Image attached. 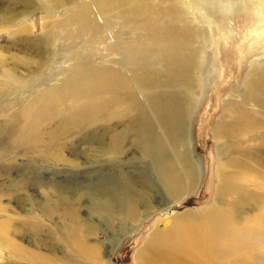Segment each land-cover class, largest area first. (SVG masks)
I'll return each instance as SVG.
<instances>
[{
	"label": "bare ground",
	"instance_id": "bare-ground-1",
	"mask_svg": "<svg viewBox=\"0 0 264 264\" xmlns=\"http://www.w3.org/2000/svg\"><path fill=\"white\" fill-rule=\"evenodd\" d=\"M64 1L71 3L70 0ZM96 1L100 11L108 15V22L122 27L116 36V45L110 46L121 56L120 60L107 63L103 57L97 62L93 54L86 58L87 54L81 51V55L79 50L83 46L84 33L93 35L100 31L90 27L83 9L65 16L60 25L73 28L65 35L70 39L69 52L75 65L60 87L48 89L41 96L43 121H34L33 127L29 128L33 132H28L24 126L22 133L30 144V151L38 152V155L27 166L21 186L36 196H40L41 185L33 187V175L43 168L34 162L58 170L60 165H64L65 170L72 168L60 154L64 138L77 139L76 136L87 131L81 140L90 145L93 154L104 156L101 161L86 160L92 164L94 173L101 174L100 179H94L86 188H75L55 201L34 200L48 219H55L58 215L68 222L61 237L82 256H94L97 251L84 250L79 245L84 228L89 232L96 229L92 222L94 216L110 230L117 225L121 231H132L153 209L169 211L171 205L200 186L188 147V128L195 111L198 108L202 110L213 100L207 93L211 89L216 90L217 95L223 91L219 84L216 87L212 84L218 74L215 67L219 61V42L214 44L202 27L206 26L202 10L205 13L209 10L207 13L212 19L219 21L223 15L218 11L232 12L236 3H241L243 8L254 7L258 10L259 26L253 32L257 37L264 32V0ZM212 27L209 26L210 29ZM260 46H264V38L253 42L251 50L254 47L260 50ZM220 59L218 65L224 62V58ZM245 68L244 86L224 99L218 125L213 132L215 141L216 137L224 140L218 143L217 150L219 157L226 159L227 171L218 168V184L213 196L215 205L201 213L172 214L164 224L168 225L171 219L181 218L184 222L197 219L211 233L222 223L237 222L236 218L247 208L257 205L261 207L258 216L249 219L260 227L250 232L263 231L264 192L257 194L251 184L244 183H248L246 176L253 172L251 162L264 167V59H254ZM212 77L210 84L205 86ZM69 101H82L83 105L78 104L81 107L77 111L67 108L64 114L58 111V116H53L51 111L66 106ZM51 120H55V126L43 138L38 130ZM128 164L131 166L127 168L139 169V172L119 170ZM261 176L264 180L263 173ZM258 188L264 191V187ZM80 207L87 209L89 224L85 227L76 216ZM21 208H26L25 204L22 203ZM240 220L244 222L245 218ZM244 223L247 227L249 222ZM155 235L162 236L159 232ZM191 240L186 242L187 248L176 241L173 245L158 247L159 253L153 249L151 260L157 264H211L205 258L206 248L209 251L221 239L212 233L203 241V248L194 245L196 240L195 243ZM115 247L110 246L111 249L105 252L104 264H111ZM138 257L142 258V263L139 261L138 264H147L146 255L138 254ZM69 261L77 264L72 257Z\"/></svg>",
	"mask_w": 264,
	"mask_h": 264
},
{
	"label": "rangeland",
	"instance_id": "rangeland-1",
	"mask_svg": "<svg viewBox=\"0 0 264 264\" xmlns=\"http://www.w3.org/2000/svg\"><path fill=\"white\" fill-rule=\"evenodd\" d=\"M70 1L71 3L64 0H0V264H73L69 261L71 257L77 264H104L105 252L115 245L111 264H138L139 261L142 263V258H137L138 254L146 255L147 264H157L151 260L153 249L159 253L158 247L173 245L176 241L187 248L186 242L191 239L194 243L196 240L194 245L203 248V241L212 233L221 241L213 248L208 246L209 251L206 248L205 258H208L211 264H264V229L250 232L260 227L249 219L258 216L261 207L257 205L247 208L244 214L236 218L237 222L232 223L231 220L222 223L221 227H214L211 233L197 219L185 222L181 218L171 219L168 225L164 224L172 214L201 213L215 205L213 196L218 184V168H224V172H227L226 159H221L217 150L218 143L224 140L216 137L215 141L213 134L220 117V106L229 94L243 88L244 72L248 63L254 59H264V46H260V50L257 47L251 50L253 42L264 38V32L258 37L253 32L259 26L256 17L258 10L254 7L243 8L241 3H236L233 13L229 10L218 11V14L223 15L219 21L212 19L207 13L209 10L206 11L207 14L202 10V20L206 25L202 27L214 44L219 42L218 58L219 61L224 58V62L218 65L219 61L215 60L217 77H212L205 85L208 86L214 78L212 84L215 87L219 84L223 91L219 95L213 89L207 93L213 100L206 103L202 110L198 108L195 111L188 128V147L197 168V180L200 183L198 189L190 191L185 198L171 205L169 211L157 212L156 208L153 209L150 216L146 215V219L138 222L137 225L140 224L132 231H121L117 225L110 230L94 216L92 222L95 223L96 229L89 232L84 228L79 245L84 250L97 251L94 256H82L81 252L77 253L76 248L70 247L61 237L68 227V222L58 215H55V219H48L41 213V207L35 204L34 200L55 201L59 196L70 194L75 188H86L101 178V174L97 171L94 173L92 164L86 161L89 158L99 161L104 159L101 154H93L89 149L90 145L81 140L87 131L76 136L77 139L73 137L62 140L60 154L73 169L65 170L64 165H60L61 170H58L34 162L43 168L36 170L33 175V187L41 185L40 196L21 186V180L28 170L27 166L38 155V152L30 151V144H27L25 135H22L24 126L28 128V132H33L29 128L33 127L34 121H43L41 96L48 89L60 87L64 79L71 75L68 72L75 65V60L69 52L70 39L65 35L73 28L62 27L60 22L68 14L83 9L90 27H96L100 33L98 30L93 35L84 33L80 53H86V58L93 54L97 62L104 57L107 63L120 60L121 57L111 47L116 45V36L122 27L108 22V15L100 11L96 0ZM53 4L56 6L52 7ZM209 26H213V31ZM82 103L69 101L66 106L51 112L54 113L53 116H58V111L64 114L67 108L77 111ZM54 124L55 120L42 124L38 132L45 138ZM130 150L128 148V151ZM251 164L253 172L246 176L245 181L248 183L244 184H251L257 194L264 192L262 188H258L264 187L261 176L264 174V167L257 162ZM128 166L131 165H124L119 170L127 173L139 172V169H129ZM22 203L25 204V210L21 208ZM76 213L84 227L89 224L85 207L77 208ZM241 218H245L244 222H249L247 227L241 222ZM158 232L161 237L155 235ZM192 232L195 234L192 235ZM163 240L168 241L161 242ZM151 245H154V248L149 250Z\"/></svg>",
	"mask_w": 264,
	"mask_h": 264
}]
</instances>
